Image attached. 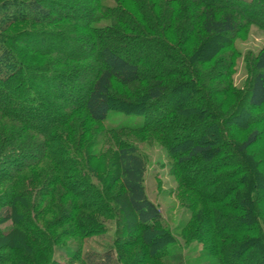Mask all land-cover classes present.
Wrapping results in <instances>:
<instances>
[{
  "label": "trees",
  "instance_id": "16d2710c",
  "mask_svg": "<svg viewBox=\"0 0 264 264\" xmlns=\"http://www.w3.org/2000/svg\"><path fill=\"white\" fill-rule=\"evenodd\" d=\"M45 3L74 11L73 4L62 0L0 1V119L19 125L14 132L0 129V223L12 221L11 226L0 229V264H37L32 255L56 251L62 255L65 246L40 221L48 210L64 209L55 203L57 200L61 203L64 200L74 212L79 220L77 225L84 231L83 237L104 232V224L97 217L118 220L117 211L123 210L114 201L119 194L125 196V209L134 227L145 228L146 232L158 230L161 214L147 196L143 183L146 160L137 146L120 135L124 131L153 132L165 143L174 161L179 187L187 188L205 204L200 206L196 199L189 201L192 217L201 216L208 222L215 217L242 223L225 228L210 223L207 229L213 240L210 244L202 242V256L216 254L219 264H231V257L246 256L254 249L259 256L249 258L247 264H264V183L258 184L254 170L244 158L264 133L256 125L248 127L251 123L248 120L234 132V125L225 118L234 108L229 105L234 101L235 108L247 104L264 112V47L253 59V74L247 87L241 93H234L231 82L234 45L231 42L226 45L231 49V57L221 83L227 96L220 102L214 91L216 86H209L220 109L205 87L211 78L210 68L205 65L212 57L213 48L203 58L191 52L198 28L201 30L198 36L204 42L208 36L239 34L237 20L244 21L242 25L254 23L264 27V21L246 14L248 10L264 11V0H113V5L93 0L81 22L69 11L52 18ZM101 21L104 23L100 24ZM97 36L103 37L104 43L94 44L92 39ZM18 38L41 39L45 46L41 49L20 46L16 43ZM52 40L55 44L49 45L48 41ZM87 42L95 48L83 56L81 49ZM70 44H75L74 52L58 50ZM147 45H159L160 50L151 56L135 55L131 60L117 51ZM96 61L103 65L96 66ZM160 64H166L162 70L158 69ZM89 70L91 75L82 101L71 102L68 96L52 88L61 83L73 89L74 81ZM141 82L144 85L138 87ZM184 83L207 99L198 105L195 113L186 119L184 107L176 105L171 108L172 122L163 119L165 114L153 115L152 109L166 94ZM114 85L132 88L135 94L114 91ZM112 109L141 114L143 122L135 127L105 130L102 123ZM177 117L185 120L175 122ZM32 119L41 122L34 123ZM191 121L202 124L205 133L211 130V135L205 142L193 143L184 151L174 147L175 142L194 130H188ZM91 122L99 125L95 135L104 133L105 140L108 137L117 143L113 151L111 147L105 152L96 149L102 141L92 135ZM9 123H3L2 127L7 128ZM30 145L39 151L24 160ZM106 153L110 156L108 160ZM230 156L236 158L234 162L228 161ZM198 158L196 173L203 171L206 161L223 159L208 170L205 183H193L195 172L182 174L183 165ZM109 163L112 172L103 174L102 168ZM37 168L38 172L30 179L21 177L23 172ZM117 183L120 192L114 190ZM224 183L228 188L219 191ZM233 195H238V199L226 206L228 212L216 208ZM79 213L89 214L90 218L80 217ZM191 224L190 221L186 226ZM16 232L22 236L18 237ZM154 239L160 240L157 246L165 242L161 247L173 241L168 233ZM72 248L71 256L63 259L95 263L94 253L81 258L80 248L76 245ZM166 249L152 253L151 258L166 260ZM111 251L110 248L101 253V264H113ZM171 259L170 264H183L181 254ZM45 264L61 263L53 258ZM191 264L210 263L206 260Z\"/></svg>",
  "mask_w": 264,
  "mask_h": 264
},
{
  "label": "rangeland",
  "instance_id": "374dc122",
  "mask_svg": "<svg viewBox=\"0 0 264 264\" xmlns=\"http://www.w3.org/2000/svg\"><path fill=\"white\" fill-rule=\"evenodd\" d=\"M2 1V0H0ZM102 3L106 5H113V0H101ZM64 3H70L74 6V11L67 10L66 8H63L58 5H53L49 3H45V6L49 7L51 9L50 16L52 18H55L57 16V13L61 12H70L73 13L79 22L83 21L87 14L88 9L92 6L93 0H62ZM255 11V10H254ZM253 10H248L246 14L253 16L260 21H264V11L257 10L254 12ZM238 22V29L241 30L239 34H231L229 32L223 33L216 36H208L207 39L203 40L198 36L201 33V30L198 28L196 30V36L197 39L194 42V45L192 46L191 52H193L196 57L206 56V53L210 52V55L212 57L210 58V61L207 62L205 66L207 68H210L209 71V78L208 85L205 87L207 88L209 92L210 99L214 100V102L219 106L217 103L216 97L223 101V99L227 96L225 93L227 90L224 89L223 81H221L224 77V71L226 70V65L230 61L231 57V49L227 47L226 45L229 44V42L233 43L234 45V52H233V67L231 71V82H232V89L235 92H242L245 87H247V84L249 82V79H251V76L253 74V59L256 56V54L264 47V27L258 24L254 23H246L244 25V21L237 20ZM104 23V21H101L100 24ZM40 27V26H38ZM37 27V28H38ZM46 27V26H42ZM103 37H95L92 39L94 44L97 42L98 44L104 43ZM49 45H54L55 41H48ZM16 43L20 46H26L30 47L32 49H41L44 48L45 42L41 39H28V38H18ZM48 44V43H47ZM94 44H91V42H87L83 49H81L82 55L86 56L89 53H92L94 51ZM99 44V45H100ZM75 44H70L68 46L63 45L58 49L60 52L67 53V52H74ZM159 51L160 46L159 45H147L146 47H139L136 49H131L130 47H125L123 49H117L118 53L123 55L124 57L131 60L135 55H153L154 51ZM150 55V56H151ZM209 55V56H210ZM203 62V60H201ZM96 66H102L103 64L101 62H95ZM166 64H160L158 66L159 70H162L165 67ZM229 65V64H228ZM91 71L88 72H82L81 78L76 79L74 81L75 87L73 89H67L66 86L63 84H54L52 88L55 91H60L64 95L68 96L70 98L71 102H79L85 99L86 90L88 87V80L90 79ZM205 79V78H203ZM175 81V79H174ZM222 82V83H221ZM185 85H179L176 91L174 92H168L166 96L161 100L158 105L152 109L153 115H161L165 114L164 120H168L169 122H172V111L171 108L176 105H182L184 107V116H187L189 114H194L195 109L198 107V105H202L207 99L204 95H202L201 92H199L197 89H194L191 87V85L184 83ZM144 84L138 83L139 86H143ZM216 86V89L214 90L215 93H217L216 97L214 96L212 90L209 86ZM120 85H114V91L121 90L119 92H125L129 96H134V89L129 88H123L119 87ZM209 87V88H208ZM135 101V97H133ZM235 103L231 102L229 105L234 108L230 109L228 114H226L225 118L226 120H230V124L234 125L233 131L237 132L241 129V124L244 123V121H247L250 123V126H257L258 128L263 130L264 133V112L260 109H252L247 104H244L242 106L238 105L235 108ZM220 109V106H219ZM232 110V111H231ZM83 117H85V113L81 114ZM228 115V116H227ZM176 118V117H175ZM177 117L175 122L184 121V118ZM209 118V117H208ZM207 118V120H208ZM41 119H38L37 121L32 119L31 121L34 123H40ZM209 123H212V119L209 118ZM143 122V115L141 114H133V113H127L126 111L119 110V109H112L108 112L106 119L102 123V127L106 129H113V128H123V127H135L141 125ZM3 123H9L8 120L0 119V129L5 131H16L18 126L14 122H10L7 125V128H3ZM92 135H95V131L98 129L99 125L98 123H92ZM188 130L194 129L190 135L186 137H181V139L178 142L174 143V147L179 148L181 150H185L188 146L192 145L196 142H205L208 139V136L211 135L212 131L207 130L208 132L205 133L206 129H203L202 124H199L198 122L191 121L188 125ZM240 126V127H239ZM183 131V130H182ZM243 131L241 130L240 133ZM93 135V136H94ZM120 135L124 136V138L134 144L138 147L139 151L141 152L142 156L146 160V170L144 174V186L146 190V194L149 197V199L157 206L160 214H161V221L159 224H157V231H150L147 232L144 230L145 228H140L139 226H133L132 219L129 216L128 210L125 209V196L119 194L117 201H114L118 206L120 205L122 207V213L120 211H117L118 214V220L115 218L111 219H105L103 217H97L96 219L101 220L104 224L105 230L102 234L92 236L90 238L83 237L81 235V232H84L81 226L78 224V219L75 217L74 212L67 208L68 204L63 200L61 203V200H57L55 203L58 205H61L64 207L62 211H52L48 210L46 213L42 214L40 217L41 223L47 227L49 232L56 238H59L62 242L61 245L65 246L64 252L56 251L55 253L51 252V254H38L37 256H33L32 258L36 261L37 264H45L49 260L55 258L58 260L61 264H82V260H76L69 262L68 260H65L66 258H69L73 252L72 247L80 248V257L83 258L88 254L94 253L95 257V263L94 264H101V260L103 259V256L101 253L105 250H109L111 248V260L113 261V264H170V262H173L171 259L172 256L179 255L183 257L182 263L183 264H191L194 262H204L208 260L210 264H219L218 263V256L216 254H209L207 256H202V252L204 251V246L202 242H207V244H210L212 242L213 238L208 234V226L210 223H213L214 227H238L241 226L242 223H237L236 221H228V220H221V219H215V217H211V221L203 220L201 216H193L192 217V210L190 208L189 201L196 199L198 200V203L200 206H205V204L196 198L194 194L188 190L187 188H180L179 187V181L177 177L176 169L173 167L174 161L171 157V154L169 153L165 143L161 141L158 136L153 132H121ZM237 133L234 134V138L237 139ZM98 140L100 139L101 144L97 146V150H101L102 152H105V149L111 147L112 151L115 149V146L117 143L113 142V139L105 140L103 138V134H97L95 135ZM108 136V135H107ZM96 138V139H97ZM120 143V142H119ZM38 149L35 147L33 148L31 145L26 150V154L24 156V160L29 159V155H33L35 153H38ZM106 160L109 159L108 153H106ZM31 155V156H32ZM246 157H244L247 161V163L252 167V169L255 172V176L257 179L258 184L264 183V134L260 137L258 142L251 147L247 153L245 154ZM200 158L196 159L195 161H191L186 165H183L182 174L185 173H192L195 172L197 166H199V160ZM236 158L233 156H230L228 161L234 162ZM109 162V161H108ZM202 162V161H200ZM223 159H217V160H211L209 162L203 163L205 167H202L203 171L201 173H194V180L193 183L203 182L205 183L208 176L206 175L208 170L215 167L219 163H222ZM202 164V163H201ZM242 167L241 164H237ZM6 168L5 170H7ZM38 168L36 169H29L22 174V178L30 179L31 176H33L35 173L38 172ZM113 170L112 165L102 168L103 174H110ZM39 181H35V183L38 184ZM228 184L224 183L221 190L228 188ZM119 183L116 184L115 189L118 192L119 190ZM68 199H72L71 197H67ZM238 199V195H233L229 199L225 201L223 206L221 204H217L216 207L219 210L222 211H229V209H226V206H228L229 203L236 201ZM50 200V199H48ZM66 203V204H65ZM232 214L231 212H229ZM80 217H88L90 218L89 214L81 215V213L78 214ZM192 222V224L187 227L186 225L189 222ZM12 221H7L3 224V222L0 223V229L5 226H11ZM82 223V222H81ZM3 224V225H2ZM82 225V224H80ZM252 227V225H250ZM73 227L76 230H72ZM79 229H77V228ZM162 229L161 233L159 232V229ZM76 232V233H75ZM168 233L173 238L172 243H169L168 245H164L165 247H161L165 242L162 243V245L157 246L160 240H156L154 238L160 237L161 234ZM195 234L199 235L198 237L195 236ZM16 235L18 237L22 236L19 232H16ZM191 235H194L195 238H192ZM204 237V238H203ZM148 240L146 243L145 240ZM161 239V238H160ZM164 248L166 249V253L168 257L166 260L162 258L160 261H157L156 259H152L151 257L155 254V252L160 251ZM117 252V254H116ZM152 253H154L152 255ZM118 255V256H117ZM259 256L258 251H255L254 249L248 253L246 256L238 254L235 257L230 258L231 264H247L249 258ZM64 257L65 259H63ZM117 258L120 261H117ZM121 258V259H120ZM243 258H246L245 260ZM249 264V263H248Z\"/></svg>",
  "mask_w": 264,
  "mask_h": 264
}]
</instances>
